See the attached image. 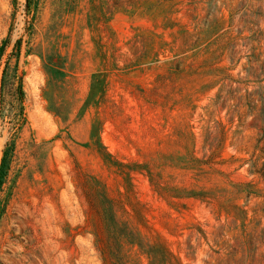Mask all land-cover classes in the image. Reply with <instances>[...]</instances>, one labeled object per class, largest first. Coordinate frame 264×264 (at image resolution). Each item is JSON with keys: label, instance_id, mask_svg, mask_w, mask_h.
Instances as JSON below:
<instances>
[{"label": "rangeland", "instance_id": "obj_1", "mask_svg": "<svg viewBox=\"0 0 264 264\" xmlns=\"http://www.w3.org/2000/svg\"><path fill=\"white\" fill-rule=\"evenodd\" d=\"M0 264H264V0H0Z\"/></svg>", "mask_w": 264, "mask_h": 264}, {"label": "trees", "instance_id": "obj_2", "mask_svg": "<svg viewBox=\"0 0 264 264\" xmlns=\"http://www.w3.org/2000/svg\"><path fill=\"white\" fill-rule=\"evenodd\" d=\"M21 92V91H20ZM6 152L4 153V155ZM4 161V158L3 160ZM105 229L107 231L108 237L111 239V245L112 249H114L113 253L117 251V254L119 253V248L122 244V238L124 237V240H127L128 233L124 231V228L122 225L118 224L117 222L108 221L104 223ZM116 254V255H117Z\"/></svg>", "mask_w": 264, "mask_h": 264}]
</instances>
